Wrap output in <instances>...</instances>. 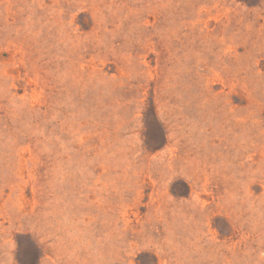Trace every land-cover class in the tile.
Returning <instances> with one entry per match:
<instances>
[{"label":"rangeland","instance_id":"obj_1","mask_svg":"<svg viewBox=\"0 0 264 264\" xmlns=\"http://www.w3.org/2000/svg\"><path fill=\"white\" fill-rule=\"evenodd\" d=\"M0 264H264V0H0Z\"/></svg>","mask_w":264,"mask_h":264}]
</instances>
